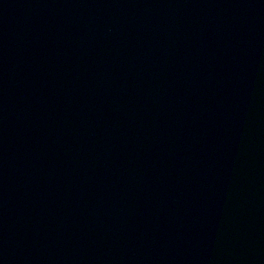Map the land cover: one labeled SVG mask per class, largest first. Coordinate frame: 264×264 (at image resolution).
<instances>
[{"label":"water","instance_id":"95a60500","mask_svg":"<svg viewBox=\"0 0 264 264\" xmlns=\"http://www.w3.org/2000/svg\"><path fill=\"white\" fill-rule=\"evenodd\" d=\"M0 264H264V133L124 111L0 61Z\"/></svg>","mask_w":264,"mask_h":264}]
</instances>
